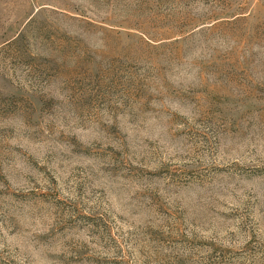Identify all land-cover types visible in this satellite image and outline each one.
Segmentation results:
<instances>
[{
    "label": "rangeland",
    "instance_id": "374dc122",
    "mask_svg": "<svg viewBox=\"0 0 264 264\" xmlns=\"http://www.w3.org/2000/svg\"><path fill=\"white\" fill-rule=\"evenodd\" d=\"M0 264H264V0H0Z\"/></svg>",
    "mask_w": 264,
    "mask_h": 264
}]
</instances>
